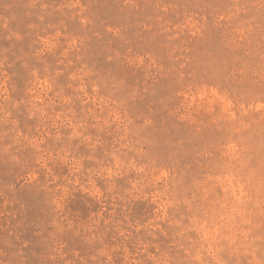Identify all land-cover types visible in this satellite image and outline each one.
<instances>
[{
  "label": "rangeland",
  "instance_id": "1",
  "mask_svg": "<svg viewBox=\"0 0 264 264\" xmlns=\"http://www.w3.org/2000/svg\"><path fill=\"white\" fill-rule=\"evenodd\" d=\"M0 264H264V0H0Z\"/></svg>",
  "mask_w": 264,
  "mask_h": 264
}]
</instances>
